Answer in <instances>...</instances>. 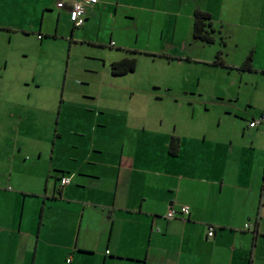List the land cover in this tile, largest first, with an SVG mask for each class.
<instances>
[{"label":"crops","instance_id":"1","mask_svg":"<svg viewBox=\"0 0 264 264\" xmlns=\"http://www.w3.org/2000/svg\"><path fill=\"white\" fill-rule=\"evenodd\" d=\"M76 1L0 0V264H255L264 249V125L248 124L264 114V83L245 81L251 92L244 105L239 102L245 75L264 81V0L189 1L191 35L195 12L209 13L215 43L220 39L224 47L208 59H189L216 67L220 53L230 69L216 68L226 80L239 74L226 84L240 81L237 92L224 86L216 94L238 104L234 114L225 111L232 127L179 133L165 128L161 117L150 123L145 115L115 109L119 100L108 98L97 107L79 102L94 113L88 127L95 144L69 149L59 131L62 90L46 150L36 128L44 110L53 112L52 100L45 101L35 80L15 87L4 81L9 59L2 34L10 43L13 34H37L43 47L45 39H63L68 23L74 36L69 11ZM126 1L98 0L87 8L82 28L104 7L117 13ZM230 41L241 53L229 54ZM250 55L251 70H239ZM173 137L179 140L176 155L170 153ZM63 178L70 183L62 186ZM182 206L190 207L189 216L166 218Z\"/></svg>","mask_w":264,"mask_h":264},{"label":"rangeland","instance_id":"2","mask_svg":"<svg viewBox=\"0 0 264 264\" xmlns=\"http://www.w3.org/2000/svg\"><path fill=\"white\" fill-rule=\"evenodd\" d=\"M175 1L127 0L125 6L116 9L117 13L113 6H106L92 15V20L90 17L86 28L76 29L74 36L70 24L63 23V39H45L43 47L37 34H13L12 43L9 35L2 34L3 57L9 59L4 81L13 82L15 87L16 82L35 80L46 95L45 101L52 100L53 112L44 110L46 115L38 116L36 128L46 150L57 128L62 90L63 120L59 131H63V147L69 149L76 144L87 148L94 143L91 125L88 127L94 113L83 110L80 103L97 107L108 98L119 100L113 104L115 109L134 117L145 115L150 123L159 122L161 117L165 128L179 133L211 134L232 127V119L225 111L234 114L238 104L235 99L225 100L216 94L224 86L237 92L240 81L233 87L226 84L240 78L239 74L233 73L226 80L224 71L197 61L212 57L216 49L224 47L220 39L215 44L194 39L188 17L192 0H183L181 6ZM229 43L227 50L232 57L234 52L241 53L233 41ZM122 57L135 58L137 68L126 76H114L110 64ZM262 78L245 75L239 104L244 105L245 96L251 92L245 81L264 83ZM10 91L14 88L5 89V95ZM256 257L255 264H264V249L259 247Z\"/></svg>","mask_w":264,"mask_h":264},{"label":"trees","instance_id":"3","mask_svg":"<svg viewBox=\"0 0 264 264\" xmlns=\"http://www.w3.org/2000/svg\"><path fill=\"white\" fill-rule=\"evenodd\" d=\"M77 29V28H74ZM79 29V28H78ZM216 31L212 27L211 15L203 11H197L194 14L193 21V37L196 40L203 41L207 44H214L215 38L214 35ZM222 54L218 53L215 57L212 65L216 67L226 68L225 61L222 59ZM252 63V56L250 55L245 62L241 65L239 70L241 71H250ZM111 73L114 76H123L129 73L135 72L137 68V61L135 58H125L119 62L110 64ZM251 122V121H250ZM179 149V140L175 137L172 138L170 142V153L176 155Z\"/></svg>","mask_w":264,"mask_h":264},{"label":"built area","instance_id":"4","mask_svg":"<svg viewBox=\"0 0 264 264\" xmlns=\"http://www.w3.org/2000/svg\"><path fill=\"white\" fill-rule=\"evenodd\" d=\"M98 0H81L76 1L71 5L70 11H69V19L70 22L73 24L74 28H82L86 22V11L87 8L90 5L96 4ZM264 125V114L259 116L258 118L252 120L249 122L248 126L251 129H256L257 127ZM70 183V178H63L61 180V185L66 186ZM180 214L183 217H187L190 215V207L189 206H182L177 212L173 208L169 210V212L166 215V218L168 220H174L177 218V215ZM247 228L250 227L249 225L246 226ZM215 234V228L210 227L209 229V237H213Z\"/></svg>","mask_w":264,"mask_h":264}]
</instances>
